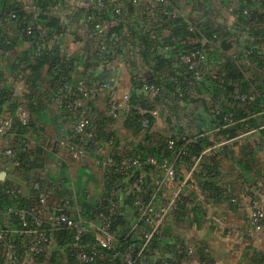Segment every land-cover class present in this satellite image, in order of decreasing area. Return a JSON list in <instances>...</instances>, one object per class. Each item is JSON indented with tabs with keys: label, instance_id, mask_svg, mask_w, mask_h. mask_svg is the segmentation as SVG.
I'll return each instance as SVG.
<instances>
[{
	"label": "crops",
	"instance_id": "obj_1",
	"mask_svg": "<svg viewBox=\"0 0 264 264\" xmlns=\"http://www.w3.org/2000/svg\"><path fill=\"white\" fill-rule=\"evenodd\" d=\"M9 1L20 6L33 3L40 8L49 33L47 43L64 57L75 58L70 73L87 79L93 86L106 75L111 80L107 90L89 99L74 98L72 110L61 119L64 112L53 98V76L46 63L37 65L31 40L22 34L20 22L8 20L0 29L11 39L6 46H0V89L10 92L11 104H22L28 112L26 124L16 122L10 132L0 135V149L14 147L22 160L18 168L7 159L0 160V199L7 208L11 202L5 189L15 187L20 206L41 219L63 206L69 216L80 218L89 228L82 241L83 248L94 241L93 228L98 223L92 213L106 195L105 156L113 153L127 157L143 149L149 151L180 129L193 136L201 126L198 117L203 105L212 104L218 88L210 79L202 81L196 85L198 94L194 98L177 101L169 115L153 120L149 130L135 132L130 120L141 114L135 107L136 99L152 100L137 88L139 81L165 82L169 74L179 72L177 52L187 45L198 44L212 31L221 33L223 38L208 52L203 66L206 74L227 76L226 63L230 62L241 77L264 80V65L248 55L256 47V35L264 32V6L249 4L253 14L247 18L237 12L246 0H169L175 17L162 16L159 7L146 13L145 4L128 7L119 29L112 33L115 52L110 58L98 54L97 36L75 0H0V8ZM184 25L197 27L201 38L179 33ZM76 38L82 41L80 46L74 44ZM232 53L237 55V60L230 59ZM159 63L162 65L158 66ZM228 85L234 92H242L239 79L229 80ZM230 88H219L218 95L223 96ZM248 89L255 90L252 85ZM123 93L130 95L131 102L124 105L117 118L110 119L109 99L113 94ZM88 109L98 117L95 136L113 135L115 141L112 146L93 141L82 157L73 159L67 145L74 139L75 122ZM10 110L9 105L2 106L3 112L12 113ZM204 129L210 137L216 131L213 127ZM239 132L237 129L235 134ZM243 133L241 145L230 144L213 159L216 176L211 181L215 186L203 185L204 180H209L201 178L193 163L177 162L176 180L167 186L162 184L159 170L143 172L145 179L147 175L150 177L148 196H154L156 202L172 197L178 189L182 192L178 209L165 216L160 235L145 249L150 260L175 258L183 262L185 249L192 248L197 258L193 264H262L264 231L249 234L251 200L247 193L264 189V144L257 142L259 131ZM22 141L24 152L18 149ZM203 158L206 162L210 160L207 155ZM35 181L40 185L39 190L31 187ZM39 192L46 198L44 205L37 204ZM126 196L127 192L120 197V212L111 233L139 249L142 226ZM261 205L264 209V201ZM7 223L12 226L11 220ZM47 231L51 244L41 255L39 264H79L74 259L75 248L67 230Z\"/></svg>",
	"mask_w": 264,
	"mask_h": 264
},
{
	"label": "built area",
	"instance_id": "obj_2",
	"mask_svg": "<svg viewBox=\"0 0 264 264\" xmlns=\"http://www.w3.org/2000/svg\"><path fill=\"white\" fill-rule=\"evenodd\" d=\"M133 6L145 4L146 13L152 9L160 8L162 16L175 17L174 9L169 7V0H128ZM263 0H250V4L260 7ZM75 5L81 8L86 14V19L91 21L92 31L97 36V52L100 56L110 58L115 52L112 42L111 30L118 25L120 18L124 14V0H75ZM25 7L26 13L18 15L15 12L5 13L0 11V28L3 27L8 20H17L24 24L21 29L22 34L31 40L33 48V56L41 54H53V46L47 43L48 28L40 22V10L33 4L29 3ZM242 15L248 17L250 15L249 8L242 9ZM192 30V27H189ZM11 41L10 37L4 33L0 34V44L7 45ZM74 44L80 46L82 41L74 39ZM218 41V35L213 34L201 41L200 47L185 51L178 56L179 63L184 67V73L169 76L171 89H166L162 85L156 83L143 82L140 91L149 95L152 100L136 99L135 107L139 109L141 114L148 115L155 119L159 116H167L170 114V108L177 101L184 99H192L197 94L196 85L206 79H210L216 84H223L226 76L220 73H208L203 71L204 63L211 47ZM264 50V46L262 47ZM251 51H248L250 54ZM232 58L237 55L230 54ZM71 58L67 55L62 61L64 64ZM66 70V68H65ZM64 70V71H65ZM110 77L106 75L97 85H89L87 79L79 77L74 73L69 75L63 74L59 78V82L55 88L53 98L59 108L62 109L61 119L66 118V113L72 110V101L76 95L81 100L89 99L92 95L99 91H105L110 86ZM249 97L246 92H234L232 98L239 102H245ZM131 102V97L127 93L119 96L113 94L108 103V115L114 119L119 116L120 111L125 104ZM217 112V109H211ZM264 115V107L262 108ZM98 117L88 109L82 113L74 124V139L68 143L67 150L73 159L82 157L87 148L88 141L96 130ZM224 126H233L240 123L242 128L240 132L234 136L228 133L219 134L216 137L211 136L209 145H207L199 155L190 156L195 169L200 172L202 177L216 175V169L210 167L204 168L200 166V159L203 155H207L211 159L217 158L225 147L230 144L241 145L240 136L243 132H260L257 138L258 144H264V119L257 124L247 122V118H236L231 112L225 113L223 116ZM26 124L28 122V112L22 104H18L13 113H0V135L10 132L15 123ZM142 127H149V120L146 117L142 119ZM219 131L218 129H215ZM244 134V133H243ZM184 139V136H181ZM115 138L113 135L101 141L104 144L113 145ZM176 140L168 138L165 141V150L173 151ZM99 145V143H98ZM21 152L25 150V143L20 142L19 148ZM186 155L185 151L181 152ZM8 160L15 168L21 166L19 156L14 147H6L0 149V160ZM104 164L113 168L115 172L129 175L135 169H141L143 166H152L159 170L162 175L163 185H172L177 177L176 166L169 158H158L154 155L141 156L140 152L131 156L124 157L120 161H116L111 153L104 158ZM132 176V175H131ZM145 175H139L130 183L129 191L133 194L131 208L137 215V220L142 226L141 243L139 249L133 244L122 246L111 233L113 220L119 213L121 200L116 195L121 189V184H117L112 188L109 195L106 196L98 209L92 213L93 219L98 223L93 228L94 241L87 248L82 247L84 236L89 231L85 223L76 217L69 216L63 206L56 207L53 214L45 219L38 218L30 211L20 206L19 191L15 187L9 186L5 192L10 199V205L4 208L0 199V264H39L41 255L45 252L46 247L51 244V237L48 229L67 230L71 237L72 245L75 250L73 256L79 264H95L98 260L107 258L109 260H119L121 264H193L197 262L195 252L192 248L185 249V259L180 261L175 258L150 260L145 254V249L152 239L160 235V225L165 216L175 212L178 209L182 192L178 189L172 197L162 198L160 202H156L154 196L145 194ZM31 187L39 190L38 182H33ZM251 200V210L248 216L249 234H259L264 231V209L261 203L264 201V189H255L247 193ZM37 204L44 205L46 198L43 193H38ZM11 220L12 226L7 221ZM264 264V261L262 262Z\"/></svg>",
	"mask_w": 264,
	"mask_h": 264
},
{
	"label": "trees",
	"instance_id": "obj_3",
	"mask_svg": "<svg viewBox=\"0 0 264 264\" xmlns=\"http://www.w3.org/2000/svg\"><path fill=\"white\" fill-rule=\"evenodd\" d=\"M124 2H125L124 12L128 7H133V5L131 3H129L128 0H124ZM16 4L17 5H14V3H11L9 1L6 3V6L4 8H0V11H3L5 13L15 12L18 15H22L23 13H26L24 6L18 5V3H16ZM249 4H250V0H246L245 5L244 6L242 5L241 7L238 8V10H237L238 14L242 15V9H245L246 7H248ZM261 6H264V0L262 1ZM43 8H44V5H43ZM39 10H40V8H39ZM249 12H250V15L247 18L251 17V15L253 14L250 8H249ZM41 13L42 12H40V14ZM41 15H40V22L43 23L42 21L44 18L41 17ZM123 15L120 18L118 25L115 27V29H112L111 32H114V30H116L117 28L119 29L121 22L123 20V17H124ZM85 16H86V14H85ZM242 16H244V15H242ZM244 17H246V16H244ZM89 24L92 28V24H91L90 20H89ZM20 25H21V29L24 28V24L22 22H20ZM43 25H46V24L43 23ZM47 25H49V24L47 23ZM52 25L55 26V23ZM190 26L191 25H184V27L182 26V28L179 30V33L187 34V35L192 36V37L194 35H196L198 38H201L202 33L198 32L199 29L197 27L191 26L192 30H190L189 29ZM1 33H3V32L0 31V34ZM177 33H178V31H177ZM214 33L218 35V40L223 38V35L217 31H212V32L207 33L205 38L210 37ZM225 33H228V32H225ZM254 43L256 44L257 48L256 47L251 48L250 49L251 53L248 55L255 57L254 59H257L259 61V63L261 62L264 65V50L262 49V47L264 46V32H261L259 35H256V39H255ZM200 45H201V42H199L198 44H194V45H187L186 47H182L177 53L181 54L185 51L197 49L198 47H200ZM0 46L3 47L6 45L0 44ZM34 58L38 62L37 65H40L42 63L47 64L49 71L51 72V74L53 76V82H54L53 94H54L55 88L59 82V78L63 74H66V73H67V75H69L71 72V69L69 67L71 66V64L76 62L75 58L73 59L71 57L64 64L62 61L64 60L65 57L62 54L58 53L54 49V46H53V54L52 55L41 54L39 56H35ZM237 58L238 57L232 58L230 56V59H232V60H237ZM161 65L162 64L159 63L158 66H161ZM178 65H179V72L176 71L174 73L169 74L166 77L165 82H162V81L160 82L159 80L139 81L137 83V88L140 90V86L143 82H150V83H156L158 85H162L166 89H171L172 87H171V83L169 81V76L184 73V67L179 63V61H178ZM65 68H66V70H65ZM226 70H228V72H229L226 76L227 81H225L223 84H216L218 88H216L217 93L214 96V98L212 99V104L210 106L204 104L202 107V111L198 117V121H199L201 126L198 127V130L196 131V133H194L193 136H190V135H188V132L185 131V129H180L179 132H177V134H175L174 136H171V138H174L176 140L175 148L173 151H171V152L166 151L165 150V141L164 142L159 141L157 146L153 147V149L151 148V150L149 149V151H146L143 149L142 152H140L141 156H145V155L149 154V155L157 156L158 158H162V157L166 158L167 157V158L172 160L174 165L177 162H184V163H191L192 164L193 162L190 160V156L199 155V153L207 145H209L210 136L207 133H205L204 128L213 127L215 129H218L219 131H215V134L213 135L214 137H216L219 134H225V133H228L229 136H234L236 130L242 128V125L240 123H236L235 125L226 127L224 129L223 128V126H224L223 116L225 113L231 112L236 118H243V117L247 118V122H249L250 125L251 124L252 125L257 124V122L263 121L264 115H263L261 110L264 107V80L262 79L261 81L257 82V78H255V77L251 78V79H245V78L241 77L238 70L236 68H234L233 64H231L230 62L226 63ZM231 79L232 80L239 79L240 80L239 88L241 89L240 91L246 92L247 94H249V97L245 102H239L238 100H235L232 98L234 91L228 85V81ZM249 85L254 86L255 90L250 91L248 89ZM225 87H229L230 89L227 90V92L224 93L223 96H219L218 94H219V91L221 90L219 88H225ZM74 98H79V97H78V95H76ZM184 100H188V99H184ZM72 103H73V101H72ZM3 105H9V107H11L10 111L12 113L14 112V110L16 108V106L11 104L10 92L5 88L0 89V113L3 112L2 111ZM211 109H217L218 111L212 112ZM109 117H110V119H114L111 116H109ZM143 117H146L149 120V127L147 129H145V130H149L154 119L148 115L137 113V114H135L134 119L130 120V124L132 125L131 127H133L132 129L135 132L139 131L140 129H144L142 127ZM97 123H98V121H97ZM97 123H96L95 133H93L92 137L88 141V147L92 145L93 141L101 142V141H103L109 137V136L102 137L103 138L102 139L98 135H97V137L95 136L96 131H97V125H98ZM181 136H184V139H182ZM98 139L100 141H98ZM182 151H185L186 155H182L181 154ZM111 154L113 155V157L115 158L116 161H120L121 159H123L125 157V156H120L118 154H113V153H111ZM208 158L210 160L208 162H206V160L204 161V158L202 159V157H201L202 160L200 161L199 165L203 166L204 168H206V167L208 168V167L212 166V168L216 169L215 163H213V159H211L210 157H208ZM19 159H20V157H19ZM20 161H21V166H22V160L20 159ZM151 169L153 170L154 168L152 166H143L141 169H135L130 174V177H126V175H124L123 173L115 172L113 168L107 167V175H106V181H105V186H106L105 197L108 196L109 195L108 193L111 192L112 188H114L119 183V184H121L122 190L119 193H117L116 195L121 197L123 194H126V192H127L126 199H127V202H129L131 205L133 194L128 189L130 183L139 175V173H143V172L148 173V171H150ZM176 171H177V168H176ZM199 175L201 176L202 179L209 180V181L204 180L203 185L205 187L206 186L207 187L215 186V182L211 181V179H214V177L216 175L202 177L200 172H199ZM147 177L148 178L145 179V182H146L145 183V187H146L145 194L146 195H148V192H149L147 179L149 181V178H150L148 175H147ZM178 206H179V202H178ZM119 212H120V209H119ZM118 215H119V213H118ZM118 215L115 216V218L113 220L112 227L117 222ZM118 240H119L120 245H122V246H126L129 244V243H126L127 239L123 240V238H118ZM95 264H121V262L119 260H113L112 261V260H109L107 258H104V259L98 260Z\"/></svg>",
	"mask_w": 264,
	"mask_h": 264
}]
</instances>
